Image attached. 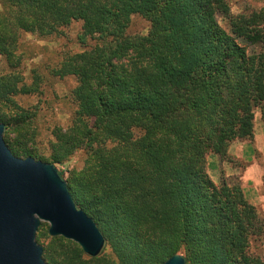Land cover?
<instances>
[{
	"label": "trees",
	"instance_id": "trees-1",
	"mask_svg": "<svg viewBox=\"0 0 264 264\" xmlns=\"http://www.w3.org/2000/svg\"><path fill=\"white\" fill-rule=\"evenodd\" d=\"M0 123L18 158L55 165L76 153L67 178L77 208L105 237L97 258L39 228L47 264H264L250 253L264 215L238 177L217 185L207 158L230 161L236 141H252L264 121V7L234 14L230 0H0ZM134 16L147 35H129ZM82 23L81 44L55 75L74 76L76 110L53 130L50 152L36 148V112L19 96L40 91L21 70L23 34L40 39ZM225 23V26L221 24ZM62 176L64 174L61 172ZM42 227V226H41ZM50 239L46 243L45 240Z\"/></svg>",
	"mask_w": 264,
	"mask_h": 264
},
{
	"label": "water",
	"instance_id": "water-1",
	"mask_svg": "<svg viewBox=\"0 0 264 264\" xmlns=\"http://www.w3.org/2000/svg\"><path fill=\"white\" fill-rule=\"evenodd\" d=\"M0 123V264H47L36 241L43 222L51 237L77 243L90 258L99 257L105 237L95 221L77 208L68 182L55 164L18 158ZM163 264H186L183 254Z\"/></svg>",
	"mask_w": 264,
	"mask_h": 264
},
{
	"label": "rangeland",
	"instance_id": "rangeland-1",
	"mask_svg": "<svg viewBox=\"0 0 264 264\" xmlns=\"http://www.w3.org/2000/svg\"><path fill=\"white\" fill-rule=\"evenodd\" d=\"M230 3L234 14L247 11V9L259 10L264 7V0H230ZM1 10L2 6L0 5ZM221 24L225 26L224 22H221ZM149 29L150 24L147 20L140 16H134L128 34L131 36H145L148 34ZM81 31L82 23L74 22L59 34L50 38L40 39L32 34L22 35L21 47L18 51L22 54L24 60L21 74L24 76L25 82L30 84L33 82L34 71H36L41 76L42 82L38 93L19 96L16 101L20 107L37 114L34 121L37 133L35 145L41 152H50L51 141L54 139L53 130L57 127L67 128L76 110V106L71 99L72 91L77 85L76 78L74 76L60 78L55 75V72L61 68L63 61L68 56L80 53L84 49H90L95 45L96 42L93 40H89L86 46L81 44L79 40ZM8 71L7 62L0 59V75L6 74ZM84 160L85 155L81 151L76 153L67 163L56 166L67 180L70 170L83 168ZM228 162L237 165V162L233 159ZM257 208L264 215V208ZM41 226L40 228L49 231L50 226L48 223L43 222ZM45 242H50V239L45 240ZM250 253L264 261V236L251 240Z\"/></svg>",
	"mask_w": 264,
	"mask_h": 264
},
{
	"label": "crops",
	"instance_id": "crops-1",
	"mask_svg": "<svg viewBox=\"0 0 264 264\" xmlns=\"http://www.w3.org/2000/svg\"><path fill=\"white\" fill-rule=\"evenodd\" d=\"M229 155L237 165L222 161L216 155L207 158V170L214 183L219 185L223 177H238L248 201L264 208V121L260 111L255 116L252 141H236L229 148Z\"/></svg>",
	"mask_w": 264,
	"mask_h": 264
}]
</instances>
